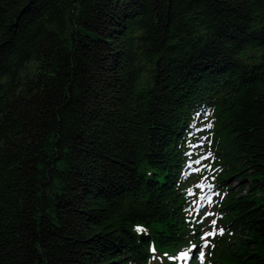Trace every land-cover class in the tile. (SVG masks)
Wrapping results in <instances>:
<instances>
[{
  "label": "trees",
  "instance_id": "trees-1",
  "mask_svg": "<svg viewBox=\"0 0 264 264\" xmlns=\"http://www.w3.org/2000/svg\"><path fill=\"white\" fill-rule=\"evenodd\" d=\"M203 118L205 264H264V0H0V264H199Z\"/></svg>",
  "mask_w": 264,
  "mask_h": 264
},
{
  "label": "rangeland",
  "instance_id": "rangeland-1",
  "mask_svg": "<svg viewBox=\"0 0 264 264\" xmlns=\"http://www.w3.org/2000/svg\"><path fill=\"white\" fill-rule=\"evenodd\" d=\"M200 124V125H199ZM205 125L208 126L209 123L208 121H202L199 120L197 124H195L193 126V130L194 131H198L200 134H203L204 131L199 130L200 126ZM196 138V137H195ZM205 137H202L200 139H197L195 142H193L190 145L192 155L191 158L188 162V166L184 171L183 174V178L185 180V183L188 186V191L192 196H196V197H200L199 192L201 191L200 186L201 185H206L208 186L213 193L217 194V187L214 185V183L216 182V180H214L211 176L206 177V173L204 174V172H200V173H195L191 171L192 166H194L195 162L197 160H200V164L203 165L206 163V161H203V158L208 159L209 163L211 162V158L212 157H208V154L210 153L208 150V142L205 143ZM204 143V144H203ZM203 144V145H202ZM205 168L207 170L210 171V173L212 172L213 167L208 166L207 164L205 166ZM204 168V169H205ZM212 175V173L210 174ZM236 184V182H235ZM194 209H196L198 212H200V209L203 207V202L201 204H196V202L194 203ZM202 226H204V229L206 230V233L203 236V242L199 245V262H204L205 260V255L207 253V250L210 248L211 243H209L207 246L204 245V241L207 239H210L208 235H213L214 233H217L218 231V226L216 225V223L213 221L212 218H209L208 220H203L201 222Z\"/></svg>",
  "mask_w": 264,
  "mask_h": 264
}]
</instances>
